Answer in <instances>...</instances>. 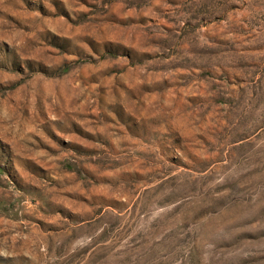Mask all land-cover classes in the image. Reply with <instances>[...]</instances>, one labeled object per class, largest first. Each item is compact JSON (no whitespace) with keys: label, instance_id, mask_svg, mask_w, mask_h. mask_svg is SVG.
Listing matches in <instances>:
<instances>
[{"label":"rangeland","instance_id":"1","mask_svg":"<svg viewBox=\"0 0 264 264\" xmlns=\"http://www.w3.org/2000/svg\"><path fill=\"white\" fill-rule=\"evenodd\" d=\"M0 264H264V0H0Z\"/></svg>","mask_w":264,"mask_h":264}]
</instances>
